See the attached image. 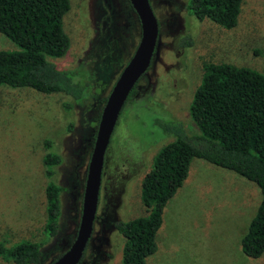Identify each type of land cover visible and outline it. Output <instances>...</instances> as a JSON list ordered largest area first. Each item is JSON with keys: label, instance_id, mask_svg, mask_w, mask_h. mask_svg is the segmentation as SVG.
I'll list each match as a JSON object with an SVG mask.
<instances>
[{"label": "rangeland", "instance_id": "374dc122", "mask_svg": "<svg viewBox=\"0 0 264 264\" xmlns=\"http://www.w3.org/2000/svg\"><path fill=\"white\" fill-rule=\"evenodd\" d=\"M148 2L158 23L156 46L137 95L121 108L105 149L84 249V256L110 264H120L123 241L113 223L144 213L142 176L160 147L173 140L162 126L172 119L193 132L187 107L203 65L229 63L264 74V0H241L231 28L196 18L188 0ZM62 28L68 48L50 61L73 72L72 81L81 85L79 97L0 85V246L39 242V264L58 256L75 234L95 118L103 104L99 99L139 38L136 15L125 0H68ZM15 49L0 33V50ZM46 152L60 157L49 179L42 161ZM47 181L60 187L56 235L50 239L43 231ZM259 200L253 182L192 158L163 206L155 249L145 264H264V250L252 257L240 248ZM0 264L14 263L0 255Z\"/></svg>", "mask_w": 264, "mask_h": 264}, {"label": "trees", "instance_id": "16d2710c", "mask_svg": "<svg viewBox=\"0 0 264 264\" xmlns=\"http://www.w3.org/2000/svg\"><path fill=\"white\" fill-rule=\"evenodd\" d=\"M240 3L241 0H188L187 4L196 18L231 28ZM67 9L68 0H0V33L17 48L0 50V85L76 98L81 95V85L72 81L73 72L58 69L50 61L68 48L69 40L62 28ZM136 93L132 88L123 106ZM104 99L99 100L103 103ZM187 112L193 132L188 133L181 122L172 119L162 126L173 140L160 147L151 168L142 176L140 201L144 213L113 223L123 240L120 264H145L146 256L154 251L163 206L186 177L192 158L229 170L258 187L260 200L240 238V248L252 257L264 250V74L229 63L204 64ZM98 117L99 112L96 122ZM42 161L44 175L49 179L60 157L46 152ZM59 191L60 187L51 181L44 186L43 231L47 239L56 235ZM40 247L39 242L25 241L9 248L0 246V255L14 264H39ZM77 264L110 263L84 256L83 251Z\"/></svg>", "mask_w": 264, "mask_h": 264}, {"label": "water", "instance_id": "95a60500", "mask_svg": "<svg viewBox=\"0 0 264 264\" xmlns=\"http://www.w3.org/2000/svg\"><path fill=\"white\" fill-rule=\"evenodd\" d=\"M139 25L138 41L113 81L101 106L88 155L75 234L69 245L49 264H77L92 231L104 152L129 91L146 71L156 46L158 23L148 0H127Z\"/></svg>", "mask_w": 264, "mask_h": 264}, {"label": "flooded vegetation", "instance_id": "af4514ba", "mask_svg": "<svg viewBox=\"0 0 264 264\" xmlns=\"http://www.w3.org/2000/svg\"><path fill=\"white\" fill-rule=\"evenodd\" d=\"M125 2H126V4H127V6L131 9V11L133 12V10H132V8L130 7V5H129V3H128V1L127 0H125ZM134 13V12H133ZM135 14V13H134ZM138 21V20H137ZM154 52V51H153ZM153 55V54H152ZM151 58H152V56H151ZM150 62H151V60H150ZM150 65V64H149ZM149 67V66H148ZM148 67H147V69H148ZM147 71V70H146ZM146 71L138 78V80L135 82V84L133 85V87L132 88H134L135 89V91H138V87H139V85H138V81L141 79V78H143L144 77V75H145V73H146ZM131 88V89H132Z\"/></svg>", "mask_w": 264, "mask_h": 264}, {"label": "crops", "instance_id": "0c3cea01", "mask_svg": "<svg viewBox=\"0 0 264 264\" xmlns=\"http://www.w3.org/2000/svg\"><path fill=\"white\" fill-rule=\"evenodd\" d=\"M43 190H44V188H43ZM44 193V192H43Z\"/></svg>", "mask_w": 264, "mask_h": 264}]
</instances>
